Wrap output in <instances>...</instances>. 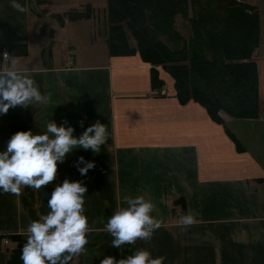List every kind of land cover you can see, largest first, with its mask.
<instances>
[{"label": "crops", "instance_id": "crops-1", "mask_svg": "<svg viewBox=\"0 0 264 264\" xmlns=\"http://www.w3.org/2000/svg\"><path fill=\"white\" fill-rule=\"evenodd\" d=\"M238 1L255 6L258 13L260 5L264 12V0ZM106 2L0 0V61L4 52L13 56L17 69L31 71L40 92L48 97L46 104L16 106L0 114V151L15 132L31 129L40 134L51 120L58 126H73L77 136L99 120L107 133L97 153L78 149L58 162L57 180L51 184L39 190L25 186L18 194L0 193V264H7L15 245L11 235L28 236V224L47 213L54 184L65 178L87 185L84 207L90 228L86 251L70 264H100L105 256L119 260L136 249L165 257L164 264H264L262 16L259 43L252 54L258 75V116L242 119L220 112L222 123H216L197 102L178 101L173 79L162 67L157 68L163 84L156 89L150 82V64L136 54L111 55L106 31L101 56L85 49L99 43L97 5L107 22ZM15 3L24 11H18ZM86 7L87 16L69 19L65 14ZM42 17H48L52 27L48 29ZM54 26H60L59 33L63 26L67 30V35L61 32L59 45ZM8 69L7 63L0 65V72ZM80 156L95 162L85 176L75 165ZM137 195L153 202L152 215L161 221L160 227L150 240L113 248L107 219L125 206V196ZM187 214L194 222L185 228L179 218Z\"/></svg>", "mask_w": 264, "mask_h": 264}, {"label": "trees", "instance_id": "trees-1", "mask_svg": "<svg viewBox=\"0 0 264 264\" xmlns=\"http://www.w3.org/2000/svg\"><path fill=\"white\" fill-rule=\"evenodd\" d=\"M65 14L69 19L87 16L75 9ZM177 14L190 24L188 37L174 28ZM105 16L109 53L136 54L150 64L153 88L163 84L160 66L173 79L178 101L197 102L216 123H222L221 110L233 118H257L258 75L252 54L260 23L255 6L238 0H107ZM227 134L242 151L240 142ZM11 239L15 245L7 264H23L27 236L14 234Z\"/></svg>", "mask_w": 264, "mask_h": 264}, {"label": "clouds", "instance_id": "clouds-1", "mask_svg": "<svg viewBox=\"0 0 264 264\" xmlns=\"http://www.w3.org/2000/svg\"><path fill=\"white\" fill-rule=\"evenodd\" d=\"M18 11L24 8L15 3ZM7 63L9 69L0 72V114L9 108H28L48 103L35 83L31 71L17 69L18 61L4 54L0 65ZM81 126L83 122L81 121ZM74 127L65 123L59 126L51 120L40 134L33 131H17L0 151V193L18 194L22 187L41 189L57 180L58 162L75 150H92L97 153L107 140L106 127L99 120L89 124L78 136ZM78 172L85 176L95 166L92 160L80 156L75 161ZM87 185L80 180L54 184L47 199L48 211L27 226L28 236L21 249L23 264H70L74 256L83 254L90 232L85 215ZM125 206L118 208L107 219L106 230L113 237L112 247L134 245L139 240H150L161 221L152 215L155 205L144 196H125ZM194 222L191 214L182 215L179 223L185 228ZM165 257H153L146 249H136L133 254L115 259L105 256L100 264H164Z\"/></svg>", "mask_w": 264, "mask_h": 264}, {"label": "rangeland", "instance_id": "rangeland-1", "mask_svg": "<svg viewBox=\"0 0 264 264\" xmlns=\"http://www.w3.org/2000/svg\"><path fill=\"white\" fill-rule=\"evenodd\" d=\"M99 3V2H98ZM257 4H260V3H257ZM102 5H103V3H102ZM98 6V11H99V13H100V16H99V18H98V25H99V28L101 29V31L99 30V35H100V37H99V43L96 45V46H85V49H87L89 52L91 51V49H93V51H95L96 53H98L100 56H101V51L103 50V49H105V47H106V42H105V34H103V30L104 31H106V33H107V35H108V23L107 22H104L103 21V16H102V9H101V7H99L100 6V4H98L97 5ZM259 9H260V15L262 16V24H263V26H264V20H263V14H264V12H263V9H262V6H260L259 5V7H258ZM87 9V10H86ZM86 9H85V13L87 12V11H89V7H86ZM262 10V11H261ZM96 11H97V8H96ZM42 18H44V17H42ZM43 23H45V25L48 27V29L50 28V27H52V22H51V20H49L48 19V17L46 18H44V19H42L41 20ZM260 26H261V24H260ZM64 27V26H63ZM63 27H62V29H61V32H64V34H66L67 35V30H64L63 29ZM65 28V27H64ZM174 28L182 35V36H184V37H188V35L190 34V32H191V28H190V24H189V22H188V20L187 19H184V18H182L179 14H177L176 15V17H175V22H174ZM56 29V30H55ZM59 29H60V26H54V30H55V32L54 31H52V33H53V35L55 36L54 38L55 39H57L58 40V45L60 44V42L59 41H61V39L63 38L62 36H61V32L59 33ZM72 29V28H71ZM71 29L69 30V36H67L68 38H71V36H72V32H71ZM64 30V31H63ZM126 34H127V37H128V39L131 41V43H134L133 41V39L131 38V35H130V33H129V31L128 30H126ZM46 38V37H45ZM47 40H48V38H46ZM264 39V36H263V34H262V40ZM58 45H56L55 46V49H56V52H55V56H56V54L57 53H59V50H58ZM81 52H84V49H83V51H81ZM71 55V54H70ZM57 58H55L54 57V61L56 60ZM252 59H253V57H252ZM220 112H223V113H226V112H224V111H219V114H220ZM227 114V113H226ZM228 115V114H227ZM228 116H230V115H228ZM231 117V116H230Z\"/></svg>", "mask_w": 264, "mask_h": 264}, {"label": "built area", "instance_id": "built-area-1", "mask_svg": "<svg viewBox=\"0 0 264 264\" xmlns=\"http://www.w3.org/2000/svg\"><path fill=\"white\" fill-rule=\"evenodd\" d=\"M6 52H4V53H2V57L4 58V54H5ZM162 92H164V91H162Z\"/></svg>", "mask_w": 264, "mask_h": 264}]
</instances>
